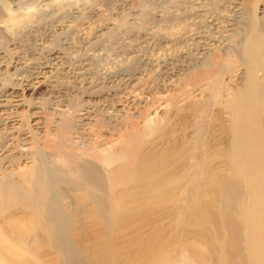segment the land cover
<instances>
[{
  "label": "bare ground",
  "instance_id": "obj_1",
  "mask_svg": "<svg viewBox=\"0 0 264 264\" xmlns=\"http://www.w3.org/2000/svg\"><path fill=\"white\" fill-rule=\"evenodd\" d=\"M111 1L0 0V264H264V0ZM155 62L181 96L106 117Z\"/></svg>",
  "mask_w": 264,
  "mask_h": 264
},
{
  "label": "rangeland",
  "instance_id": "obj_2",
  "mask_svg": "<svg viewBox=\"0 0 264 264\" xmlns=\"http://www.w3.org/2000/svg\"><path fill=\"white\" fill-rule=\"evenodd\" d=\"M118 2H119V0H117ZM116 0H112L111 2H110V5L108 6V4H103L104 6H106V7H103V8H108V10H109V13L110 12H112V15H110L111 17L113 16V14L114 13H117V10L119 9V8H116V7H119V6H121V4H122V2H121V0H120V2L118 3ZM112 2H115V3H117L116 5H115V3H114V5L112 4L111 5V3ZM204 2H205V0H204ZM157 4H154V5H150V9L152 10V8H153V12H159V11H163V9L161 8L160 9V6H156ZM114 6V10H112L111 9V7H113ZM154 6V7H153ZM156 6V7H155ZM110 8V9H109ZM156 8V9H155ZM158 8V9H157ZM155 9V10H154ZM174 8H172V9H164V13H163V15H164V22L163 21H157V23H156V21L155 22H151V21H148V23H144V22H142V21H136V19L135 20H133L131 17H129L130 19H126V22H125V24L123 25L124 27H122L123 28V30H125V32L123 31L122 33L123 34H125V38H127L128 40L126 41V40H124L125 42H124V44L126 43V44H128V46H132V45H134V39H135V36H136V34H139V33H141L140 31H145L146 29H144V28H147V27H150L151 29H153V34L155 35L156 34V38H161V36H168V37H170V35H171V37H175V36H177V33L178 32H180V30L181 29H178L179 27H183L184 25V23L183 22H177V18L178 17H181V16H183L182 14H184V13H180V12H175L174 10H173ZM111 10V11H110ZM148 10H149V7H148ZM126 12H127V10H125ZM169 11V12H168ZM87 13V12H86ZM119 13H121V12H119ZM128 13V12H127ZM88 14V13H87ZM159 14V13H158ZM170 14V15H169ZM157 15V14H156ZM160 15V14H159ZM168 15V16H167ZM175 15V16H174ZM178 15V16H177ZM185 15V14H184ZM186 15H188V14H186ZM185 15V16H186ZM109 16V17H110ZM173 17L174 18H176V19H173ZM104 18H108V16L107 17H102V22H104L103 21V19ZM166 18V19H165ZM188 18V17H187ZM115 19H117L116 18V16H115ZM168 19H169V21H168ZM171 19V20H170ZM82 20V19H81ZM86 20V19H85ZM132 20V21H131ZM138 20V19H137ZM84 21V20H83ZM92 22H94V20H91ZM91 21L89 20H86V23L87 22H89V23H91ZM120 22H121V20H119ZM135 21V22H134ZM167 21V22H166ZM171 21V22H170ZM176 21V22H175ZM178 21H180V20H178ZM188 21V20H187ZM162 22V23H161ZM169 22V23H168ZM82 23V24H81ZM96 23H98L99 25H101L100 24V22H99V20L98 21H96L94 24H92V26L91 27H88V25H86L85 24V21H84V23L83 22H80L78 25L79 26H84L85 28H92L91 29V31L90 30H86V31H90L89 33L87 32V34L88 35H91V32L92 31H94V32H96V31H98L97 29L100 27L98 24H96ZM153 23V24H152ZM181 23V24H180ZM173 24H175V26L173 25ZM177 24V25H176ZM179 24V25H178ZM96 25H98V26H96ZM167 25V26H166ZM181 25V26H180ZM183 25V26H182ZM128 26V27H127ZM161 26V27H160ZM166 26V27H165ZM171 26V27H170ZM178 26V28L176 29V27ZM94 27V28H93ZM96 27V28H95ZM164 28V29H163ZM169 30H168V29ZM172 28V29H171ZM174 28V29H173ZM70 32V34H72V33H75V31L73 30V31H69ZM94 32H92V33H94ZM163 34H162V33ZM170 32V33H169ZM175 32V33H174ZM161 33V34H160ZM158 35V36H157ZM174 35V36H173ZM131 40V41H130ZM112 41H113V39L110 41V43H112ZM131 42V43H130ZM152 42H154V40H152ZM151 42V43H152ZM130 44V45H129ZM152 44H154V43H152ZM112 44H110V46H111ZM130 46V47H131ZM157 50V49H156ZM156 50H154L152 53H155V52H157ZM150 55H153V54H150ZM209 57H206L207 59H206V64L207 65H212V64H214V60H215V57L213 56V54H210V55H208ZM128 59H127V61H126V64H127V66L129 65L130 66V63H134L135 62V58H133L132 56L130 57V58H133V60L132 59H129V57H127ZM207 60H208V62H207ZM132 63V64H133ZM160 64V63H159ZM155 65H156V62H155ZM153 65H151L150 67H145L146 69H147V72L146 71H144V74H143V78L140 80V82L138 83L139 85L137 86V88H135V91H134V93H133V95H131V97L129 98V102L127 103V104H125L123 107H115V108H110V106L108 105V107L105 109V107H103V103L104 102H101V103H98V105H97V103H95L94 101L91 103V105H90V103L88 104V106L90 105V108H92L93 107V110L92 109H89L90 111L92 110V115H94V113L93 112H96V109H100V108H102L103 109V113H105V111L107 112V114H106V117H108V118H110V120H114V118L116 117V118H118L119 120L120 119H123L124 117L125 118H134V117H136L137 119L139 118V116L141 115V113H143V112H146L147 110H148V107L151 105H153V103L154 102H156V101H158L159 102V100H161L160 101V103H162V101H163V103H165V102H170L173 98H175L176 96L178 97V95L179 96H181L180 94L181 93H179V94H177V92H181V91H179V90H177L180 86H181V81H179L178 79H172V80H170V79H167V78H169L170 76H169V74H166V72H165V74L163 73V72H161V69L158 67V64L156 65L157 66V68H155L156 66H154V68L152 67ZM145 69V70H146ZM160 70V71H159ZM151 71V72H150ZM165 71V70H164ZM189 71H192V72H190V73H187V75H191V77H192V75L194 76V73L196 74V72L198 71V69H197V71H196V69H191V70H189ZM188 71V72H189ZM171 73V71H168L167 73ZM148 73V74H147ZM160 73H163V74H160ZM160 74V75H159ZM189 75V76H190ZM163 78H162V77ZM188 77V76H187ZM165 78H166V80H165ZM171 78V77H170ZM189 78V77H188ZM179 79H181V78H179ZM184 79H186V76H185V78ZM184 79H181L182 80V82H183V80ZM164 80V81H163ZM163 81V82H162ZM179 82H180V85H179ZM183 84H184V82H183ZM178 85H179V87H178ZM142 87V88H141ZM155 88H157L156 90H155ZM160 88V89H159ZM177 88V89H176ZM190 89V87H187L186 89ZM165 89V90H164ZM185 89V90H186ZM173 90V91H172ZM177 90V91H176ZM163 91V92H162ZM186 91H188V90H186ZM174 93V94H173ZM176 94V95H175ZM175 96V97H174ZM136 98V99H135ZM75 100V101H74ZM155 100V101H154ZM167 100V101H166ZM169 100V101H168ZM73 102H75L77 105H78V103H80L78 100L76 101V99H73L72 100ZM71 101V102H72ZM47 103H48V101H46ZM45 102V103H46ZM158 102H156V103H158ZM45 104L44 106L43 105H41V111H42V113H43V115L41 114V116H42V120L40 119V123H42V121H43V123H42V125H41V129H40V134L39 135H37V138L39 139V141H41L40 142V145H41V147H44V143H45V141H46V139L47 138H45L46 136H47V134H46V132L48 131V129H47V127H48V125H49V127H51V129H49V133L50 132H52V134H56V131H55V126H57V122H59L60 121V118L62 117V115L61 114H68V112H70V114L72 113V111L71 110H69L68 108H66L67 107V105L65 104V103H63L62 105H64V106H66L65 108H64V106L62 107V105H61V107H57L56 105H54V104ZM93 103H95V104H93ZM92 104H93V106H92ZM101 104H102V106H101ZM107 105V104H106ZM44 107H45V109H44ZM147 107V108H146ZM109 108H110V110H109ZM119 109L120 111L118 112V111H114L115 109ZM101 109V110H102ZM147 109V110H146ZM22 110L23 109H21V110H19L20 112H21V114L19 113V115H17V116H14V117H20V118H18V119H21V118H24V116H25V111H23L22 112ZM43 110H45V111H47L46 113H45V111H43ZM53 110V111H52ZM144 110H146V111H144ZM40 111V110H39ZM40 111V112H41ZM51 111V112H50ZM49 112V113H48ZM53 112V113H52ZM55 112V113H54ZM140 112V113H139ZM48 113V114H47ZM50 113H52V114H50ZM45 114V115H44ZM81 114H84V112L83 113H81ZM115 114V115H114ZM49 115V116H48ZM54 115V116H53ZM110 117H109V116ZM112 115H113V117H112ZM57 116V117H56ZM113 118V119H112ZM135 119V118H134ZM137 119H135V120H137ZM115 120H117V119H115ZM139 120V119H138ZM51 121V122H50ZM53 121V122H52ZM50 123H51V126H50ZM48 124V125H47ZM86 124H87V122H86ZM83 128H85V130L83 131L84 132V134H87V135H90V133H92V132H90V127H83ZM82 128V129H83ZM2 128H0V130H1ZM80 131H82L81 129H80ZM105 133H104V136H103V138L101 139V141L102 140H106V139H108V138H110L111 136H110V134H112V132L111 131H108L107 129L106 130H103ZM109 132H110V134H109ZM1 133V132H0ZM46 134V135H45ZM2 135H4V134H0V136H2ZM92 137V138H91ZM89 138V139H88ZM115 139H117L118 137L117 136H115L114 137ZM72 140H73V142H78V143H80L81 142V137L79 136V135H75L74 134V136H72ZM85 140H88V143H93V136H87V139H85ZM114 140V139H113ZM107 141V140H106ZM108 141H111V139H108ZM31 147H33V146H31ZM27 148H29V147H26V149Z\"/></svg>",
  "mask_w": 264,
  "mask_h": 264
}]
</instances>
